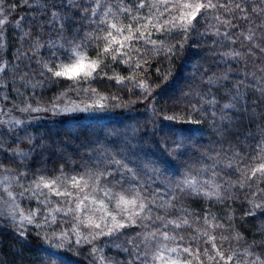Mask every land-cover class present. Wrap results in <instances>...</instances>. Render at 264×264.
<instances>
[{
    "label": "snow or ice",
    "instance_id": "snow-or-ice-1",
    "mask_svg": "<svg viewBox=\"0 0 264 264\" xmlns=\"http://www.w3.org/2000/svg\"><path fill=\"white\" fill-rule=\"evenodd\" d=\"M3 2L4 0H0V5H3ZM24 2L27 3V0ZM88 2L89 0H83L85 5L83 7L82 0H66L65 4L52 5V9L67 7L72 11L71 14L51 11L52 19L49 23L59 24L61 35L55 41L46 42L48 47L54 50L52 56L48 60L40 58L35 61L38 66V74L42 79H34L37 70L32 69L29 64L24 66L26 70H21L18 76L13 77L14 82L19 81L23 88L36 89L44 87L49 81L59 79L70 80L74 83H79L81 80L87 81L99 75L98 69L104 65L103 57L111 56L113 62L119 61L131 66L133 63L131 53L133 51L137 55L141 53L140 47H134L139 42H143L145 45L151 44V52L158 54L163 51L171 59L177 54V50L182 52L193 38V33L197 32L196 25L199 23L200 17L206 20L208 27L204 32H197L199 38L202 39L207 35L217 37L218 39L213 40V45L221 47L224 40L236 44L242 36L244 42L253 45V48L249 49L250 54H254V48H259L261 52H264V46L256 42L257 29L264 28V0H196L195 3L191 0H139L138 4L132 6L124 4L121 0L119 7L113 4L106 5L102 3V0H90L92 6L88 7L86 6ZM250 2L255 6H252L249 11ZM145 7L149 9L148 13L141 14L140 10ZM3 11L4 9L0 7V12ZM77 11L80 14L79 21L74 19V14ZM253 16L262 17L261 22L256 25L255 29L250 27L247 33L236 34L221 31L222 28L235 29L238 27L235 23L237 19L251 24ZM121 17H127L129 23L125 25ZM22 19L23 17L16 21V27L21 30L22 45L24 41L31 40L32 46L29 51L35 55L44 45L40 41L39 34L33 39L30 31L22 29ZM7 21V15L0 19V48L5 46L2 26ZM83 21H88V27L92 30L85 32L77 40L76 37L80 34ZM65 31L73 32L71 39L64 37ZM154 33H166L169 38L173 33L182 34L183 38L175 44H165L163 40L152 39ZM259 38L264 41V33H259ZM61 39H64L65 43H60ZM101 43L104 44V47L97 53L98 58H90L89 48L99 47ZM57 51H61L62 54L57 56ZM17 52V60L31 61V56H28L22 48ZM211 54L213 56L220 55L224 62L241 57V52L235 48L220 53L212 51ZM122 56L126 58L121 60ZM57 60H59L58 63ZM5 67L6 64L0 62V72H3ZM142 67L143 63L136 64V69ZM16 68L19 69L20 65H16ZM170 75L171 71L165 76V80ZM247 75L249 74L246 72L245 76ZM250 75L254 81L255 90L264 96V68H259L257 72ZM191 76L194 81L198 79L200 84H207L209 92H211V86L222 88L225 82L230 79L228 72L213 73L208 76L207 69L201 71V65L198 63L193 65ZM113 78L118 84L130 80L133 82V86L139 87L143 93L151 94L153 91L146 79L137 81L135 76L109 77V79ZM243 85L244 81H238L232 88L226 89L229 99L223 104L219 103L214 94L211 99H206L205 97L209 93L202 92L198 86L190 87L185 96H191L194 92L195 96L199 98V106L190 105L187 119L177 115L166 116L164 119L176 120L180 123L200 124L202 120L196 119L193 114L206 113L205 105H208L212 109L213 127L219 136L224 137L226 128L243 126L245 118H249V122H251L247 104L241 103L246 95L240 90ZM14 90L20 93V88ZM91 92L99 99L83 108L80 105L61 108L57 103L46 108L39 105L33 107L28 103L23 107L18 105H13V107L20 112L51 111L53 114L90 111L107 107L106 103H101V101L107 100V97L97 93L96 89H91ZM144 98L146 99L147 95ZM4 99H7V96ZM55 99L59 100L60 97ZM111 99H116V97ZM115 106L121 107L119 104ZM124 106L126 107V105ZM217 108L219 112L215 110ZM11 111L12 109L3 111V114L0 115V124L15 127L23 123L20 119L11 116ZM3 116H7L8 119H4ZM129 138L131 139V137ZM236 139L237 143H230L227 149L223 147L219 150L213 149L215 155L204 154L213 161L211 168H200L196 175H192L189 171L179 179H168L165 187L170 195L167 199L159 195L162 191L160 188H151V183L160 180L162 176L154 162L145 161L140 165V169L144 173L142 176L140 170L131 166L128 156L115 149L98 148L96 152H99L100 155L93 154L92 167L78 175L69 177L62 174L60 177L54 178L39 176L19 193L12 191L11 185L13 182L19 183V179H22L25 174L19 173V178L3 175L0 176V193L3 194L0 195V216L10 219L16 234L27 241L29 235L27 225L35 224L37 228L41 227V224L36 223L37 216L41 212L40 207L28 210L21 207L19 198L27 196L28 199H36L39 205L47 208V216L42 223H47L49 217L52 223H56L57 213L72 218L69 221L72 224L71 229L52 234V237L60 241L59 244H56L57 249L67 250L69 237L73 235L77 245L94 244L100 237L118 239L119 235H123L122 230L139 227L141 231L116 245V247H122L132 257L127 264H264V252L256 251L258 248L264 249V239L248 242L239 231H234L230 237H216L212 234V230L221 229L224 226L216 222L217 217L210 211L205 212L203 226H201L198 224L199 217H197V221L190 219L191 216L196 215L195 213H190L183 207L176 208L177 193L204 196L207 199L222 201L235 199L234 196L227 195L232 188H252L255 185L256 190L252 192L251 198L247 199L250 208L245 212V216L255 217L257 213L264 216V187H262L264 185V126L257 125L256 132L249 131L247 133L242 131V127L237 128ZM252 140H257V142L253 145L250 143ZM28 142L32 144L31 138ZM176 143L177 148L172 149V152L178 151L179 143ZM242 149L246 150L242 151ZM34 150L35 145L28 150L17 147L12 152L21 159H26L29 152ZM225 161L226 163H224ZM245 161H249V163L246 164ZM217 164H222L223 168L229 171L235 169L239 178L235 181H224L227 184V188H225L223 184L217 182L219 173L214 170ZM0 169H3L2 165H0ZM210 170L211 177L201 180V174ZM4 171L11 170L4 169ZM115 172L131 177L129 187L125 188L120 181L112 183L110 178H114ZM117 187H119V191L116 190ZM52 197H58L59 201L56 206L49 207L52 204ZM258 197L259 199H257ZM172 210L182 214L169 218L168 213ZM81 227L88 231L86 233L81 231ZM182 228L194 229V235L190 239L197 242L195 249L192 244L185 245V237L178 234L177 230ZM258 231L264 236V225ZM52 237L45 235L42 239L47 243L52 240ZM229 240L235 241L236 245L225 251L223 243ZM201 243L204 245L202 248ZM92 253L99 254L97 256L99 264H109L102 254L103 249L94 246ZM51 255L58 256L63 264L64 257L59 256V252H53Z\"/></svg>",
    "mask_w": 264,
    "mask_h": 264
},
{
    "label": "trees",
    "instance_id": "trees-1",
    "mask_svg": "<svg viewBox=\"0 0 264 264\" xmlns=\"http://www.w3.org/2000/svg\"><path fill=\"white\" fill-rule=\"evenodd\" d=\"M191 2L195 3L196 0H191ZM65 3L66 0H27V3L24 0H4L3 5H0L4 9L3 12H0V19H3L5 15L8 16V21L4 25L6 67L1 76L3 84L1 89L2 102L19 107H23L26 103L33 107L39 105L42 108L49 107L53 103H57L59 106H72L73 104L85 106L89 102L99 99L91 92V89H96L97 93L108 98L101 101V103H106L107 107L100 109L104 113L94 118H87L83 113L70 114L54 120H40L19 127L15 126L12 130L1 129L0 165L3 166V169L0 170L5 175L17 176L18 178L19 173L25 174L22 179H19V183L14 182L15 186L12 188L16 189V193L27 188L33 177L40 172L48 178L60 177L62 174L69 177L78 175L92 167L93 154L100 155L99 152H96L98 148H108L126 154L131 166L140 170L142 176L144 173L140 169V165L145 161L154 162L162 176L160 180L151 183V188H160L162 191L159 195L167 199L170 195L165 187L168 179H179L189 171L192 175H196L200 168H211L213 161L204 154L215 155L213 149L219 150L221 147L227 149L230 143L236 144L237 128L242 127V131L247 133L249 131L256 132L257 125L264 126V96L255 90L254 81L250 75L257 72V69L264 68V52H261L259 48H254V54H250L249 49L253 48V45L244 42L242 36L236 44L224 40L221 47L213 45V40L218 39L217 37L207 35L202 39L199 38L197 32H204L205 28L208 27L203 17H200L199 23L196 25L197 32L193 33V38L184 50L182 52L177 50V54L171 59L163 51L158 54L151 52V44L145 45L143 42H139L134 47H140L141 53L140 55H137L135 51L131 53L133 59L131 66L119 61L113 62L111 56H107L102 58L104 65L98 69L99 75L93 79L81 80L79 83L59 79L49 81L42 88L21 87L19 81L14 82L13 77L18 76L21 70H26L25 65L30 64L32 69L37 70L34 79H42L38 74V66L35 61L40 58L48 60L52 56L54 50L50 49L46 42L57 40L61 34L59 24L49 23L52 19L51 11L56 10L69 14L72 11L67 7L52 9V5L59 6ZM102 3L119 7L121 0H102ZM123 3L132 6L138 4L139 0H123ZM13 6L15 7L13 8ZM83 6L85 5L82 0ZM86 6H92L90 0ZM252 6L255 5L250 2L249 11ZM148 11L147 7L140 10L141 14H146ZM21 17H23L21 20L22 29L30 31L33 39L39 34L40 41L44 45L35 55L29 51L32 46L31 40L24 41L22 45L21 30L16 27V21ZM121 18L125 25L129 23L127 17ZM74 19L80 20L78 11L75 12ZM261 19L262 17L253 16L251 24L242 19H237L235 23L238 27L235 29L222 28L221 31L236 34L247 33L250 27L255 29ZM82 25L80 34L76 37L77 40L85 32L92 30L88 27V21H83ZM133 26L135 27V25ZM257 33L256 42L264 46V41L259 38V33H264V28L257 29ZM63 35L65 38L71 39L73 32L65 31ZM182 38V34L176 33H173L170 38L167 37L166 33H154L152 36V39L163 40L165 44H175ZM60 43H65V40L61 39ZM103 47L104 44L101 43L99 47L89 48V57L97 59V53ZM21 48L28 56H31V61L16 59L17 50ZM231 48L240 51L241 57L224 62L220 55L213 56L211 54L212 51L220 53L229 51ZM59 54L62 52L57 51V56ZM125 58L122 56L120 59ZM137 63H143V67L136 69ZM197 63L201 65V71L207 69L208 76L213 75V73L228 72L229 81L225 82L222 88L215 85L211 86V92H209L207 84H200L198 79L194 81L191 76L192 67ZM18 64L20 65L19 69L16 68ZM170 71L171 75L165 80V76ZM246 72L249 75L245 76ZM130 76H135L137 81L146 79L153 88L152 93H143L139 87H134L130 80L118 84L115 78L109 79V77ZM238 81H244L240 90L246 95L241 103L247 104L251 122H249V118H245L243 126L237 125V128H226L224 137L219 136L213 127L212 109L208 105H205L206 113L193 114L196 119L202 120L200 124L180 123L176 120L164 119L166 116L173 115L187 119L190 105L199 106V98L195 96L194 92L191 96H185L190 87L198 86L202 92L209 93L205 97L206 99H211L214 94L219 103L223 104L229 99L225 90L232 88ZM16 88H20V93L14 90ZM146 95L147 98L145 99ZM5 96L7 99H4ZM58 96L60 99L56 100L55 98ZM112 97H116V99H111ZM117 104L121 107H116ZM215 110L219 112L218 108ZM29 138H31L32 144H29ZM176 142L179 143L178 151L172 152V149L177 148ZM256 142L257 140L250 141L253 145ZM33 145H35V150L29 152L26 159H21L12 152L17 147L28 150ZM244 150L246 149H242V151ZM245 163L247 164L249 161H245ZM4 169L11 171H4ZM214 170L219 173L217 182L223 184L225 188H227V184L224 181H235L239 178L235 169L229 171L223 168L222 164H217ZM211 174V170L203 173L200 179H209ZM110 179L113 184L120 181L125 188L129 187L131 182L130 176H122L119 172H115L114 178ZM116 190L119 191V187ZM255 190V185L252 188H232L227 195L234 196L235 199L222 201L207 199L204 196L177 193L176 208L183 207L190 213H195L196 215L191 216L190 219L197 221V217H199L198 224L201 226H203L205 212L210 211L217 217L216 222L224 226L221 229L212 230V234L216 237H230L234 231H239L248 242L259 241L264 239V236L258 231L264 225V216L259 213L255 217L245 216V212L250 208L247 199L251 198L252 192ZM19 200L21 207L25 210L40 207L41 212L37 216L36 223L41 224V227L37 228L35 224L27 225L29 235L25 241L16 234L11 220L0 217V264H61L58 256L51 255L53 252H59V256L64 257L63 264H99L97 259L99 254L94 255L92 253L94 246L103 249L102 254L109 264H127L132 259L128 252H125L122 247H116V245L141 231L139 227L122 230L123 235H119L118 239L100 237L94 244L77 245L73 235L69 237L67 250L57 249L56 244H59L60 241L52 237V234L71 229L72 224L69 221L72 218L57 213L56 223H52L50 217L47 223H42L47 216V208L39 205L36 199H28L27 196L19 198ZM58 201V197H52V204L49 207L56 206ZM161 214L163 213L161 212ZM181 214L176 210L168 213L169 218ZM81 231L86 233L88 230L81 227ZM177 231L179 235L185 237V245L192 244L194 249L197 247V242L190 239L194 235V229L182 228ZM45 235L52 237V240L45 243L42 239ZM235 245V241H225L223 249L227 251ZM200 246L201 248L204 247L202 243ZM208 247L210 248V245ZM256 251L264 252V249L258 248Z\"/></svg>",
    "mask_w": 264,
    "mask_h": 264
},
{
    "label": "rangeland",
    "instance_id": "rangeland-1",
    "mask_svg": "<svg viewBox=\"0 0 264 264\" xmlns=\"http://www.w3.org/2000/svg\"><path fill=\"white\" fill-rule=\"evenodd\" d=\"M2 27H3V32H4V25ZM4 45H5V41H4ZM60 55L61 54H59V56ZM92 59H94V58H92ZM0 62H3V63L6 64L5 58H4V47L3 48H0ZM58 62H59V60H57V63ZM2 73L3 72H0V115L3 114V111L4 110H6V109H12L11 116L16 117V118L20 119L23 122L20 125H17V127L22 126L24 124H28V123L29 124L30 123H34V122L40 121V120H54V119H58L61 116L70 115V114H73L74 115V114H81V113H83V115H85V117H87V118H94V117L99 116L102 113H104V111L103 110H100L99 108H96V109H93V110H90V111H75V112L60 113V114H53V112H51V111H48V112H39V113L20 112L17 108H14L12 105L4 104L2 102V99H3V96L1 95V89L3 88V84H2V81H1ZM95 101H96V99L93 100L92 102H89L88 104L94 103ZM74 105H78V104H73L72 106H74ZM72 106L67 105V107H72ZM60 107L63 108V107H66V105H62ZM80 107L83 108L84 106H81L80 105ZM105 113H106V111H105ZM3 118L4 119H8L7 116H3ZM13 128L14 127H12L11 125L0 124V130L1 129L12 130ZM3 175H5L4 172L2 170H0V176H3ZM39 176H44V173H42V172L37 173L33 177L32 181L35 180ZM32 181H31V183H32ZM13 186H15L14 182L12 183L11 187H13ZM13 188H12V191L16 192L15 191L16 189L14 190ZM0 195H3V194L0 193ZM0 217L1 218L8 219V218H6L4 216H0ZM8 220H10V219H8Z\"/></svg>",
    "mask_w": 264,
    "mask_h": 264
}]
</instances>
